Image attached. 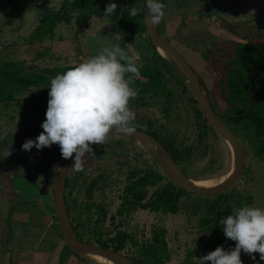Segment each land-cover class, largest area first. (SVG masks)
<instances>
[{
	"label": "rangeland",
	"instance_id": "374dc122",
	"mask_svg": "<svg viewBox=\"0 0 264 264\" xmlns=\"http://www.w3.org/2000/svg\"><path fill=\"white\" fill-rule=\"evenodd\" d=\"M62 2L63 0H34L29 11H34L35 14L41 10L55 11L61 7ZM39 16L40 13L34 17L35 24H32L30 29L26 22L21 21L3 26V29H8L4 32L0 25V67L4 62L13 61H24L27 65L35 64L41 68L74 65L88 58L89 54L82 55L83 51L95 54L103 46L122 42L119 35L111 34L107 17L95 16L91 24L84 29H77L74 25L71 27L63 23L56 30L54 40H47L42 44H31L24 34L29 36L35 25H38ZM2 19L0 18V23ZM7 19L6 17L5 20ZM6 33L8 36L5 35ZM224 34V36L222 34L216 36L195 30L190 34L189 42L201 51L198 54L205 59L204 54L209 49L215 48L217 44L226 46L228 42L236 41L234 38H228L226 32ZM162 36L199 74L201 59L198 56L191 57L169 35L162 34ZM182 40L179 44L184 47L188 42ZM248 40L259 48L264 47V38ZM54 41H57V45ZM131 51L135 54L133 56L138 58L136 50ZM40 52H46L45 56H39ZM152 54L150 53L153 58ZM77 55L80 56L77 57ZM138 61L145 64L144 66L153 64L152 60L148 61L142 56L138 58ZM210 72L212 73L211 70ZM252 76L253 81L256 77L254 74ZM210 80L207 78L208 83L204 88L212 91L216 112L219 115L228 116L230 112L226 110L218 93L213 89L214 78L212 82ZM169 87L173 91L170 100L164 96L148 93L143 100L130 101L131 108L136 113L134 124L144 129L152 127L163 136L174 134L177 142L183 147H193L192 155L184 165L186 174L194 180H213L217 183L233 166L234 158L231 148L226 140L210 126L208 135L200 138L194 113L196 104L190 101V98L194 97L192 91L183 92L182 86L175 82L170 83ZM27 98L28 94L18 97V100L9 104L0 103V142L6 144V151L11 158L12 164L9 171L14 170L24 176L26 172L34 171L33 164H29L32 163L31 161L40 162L46 148L38 150L33 147L30 151H25L22 145L29 139L35 140L43 131L41 125L46 119L45 113L49 99L38 98L29 102ZM239 140L245 153V168L236 185L223 193L225 199L221 201L222 209L226 205H231L234 211L240 196H251L252 203L248 204L249 206L264 208V161L255 156L251 136L239 132ZM7 147H10L11 151ZM91 147L94 156L84 158L83 171L71 169L74 159L69 169V178L72 182L70 202L74 206V214L80 218V225L88 232V238L95 240L96 236H100L103 240L109 241L119 232H125L132 237V240L126 242L122 253L129 257L140 258L143 246L155 245L154 233L165 229L167 248L163 254L164 263L162 264H198L197 259L218 247L206 245V236L209 233H205L200 227L201 219L206 215L207 205L213 203L217 196L198 197L187 193L183 195L180 211L176 215L142 209L130 211L124 209V212L120 214L124 189L129 183L128 177L132 171L141 170V174L151 170L157 171L165 176L162 186L168 183L169 178L135 140L111 135L108 143L94 144ZM53 157L55 161L60 160L61 152L55 153ZM155 190L156 188L149 189V197ZM42 203L48 204L51 208L50 213L47 214L48 225L60 231L54 204L46 200ZM234 247L233 241L229 248L224 247V249L230 250ZM254 255L259 264H264V261L260 260L259 253ZM241 256L249 255L241 252ZM78 258L89 264H99L90 256H78Z\"/></svg>",
	"mask_w": 264,
	"mask_h": 264
},
{
	"label": "trees",
	"instance_id": "16d2710c",
	"mask_svg": "<svg viewBox=\"0 0 264 264\" xmlns=\"http://www.w3.org/2000/svg\"><path fill=\"white\" fill-rule=\"evenodd\" d=\"M34 0H0V15L15 14L16 17L29 10ZM109 3L118 5L114 15L107 17L111 34L122 38L120 45L132 54L133 50L143 59L152 60L153 64L140 68V76L135 78L134 87L139 90L138 97L134 100H143L146 94L164 96L170 100L173 94L169 84L172 82L182 86L183 92L190 91L186 82L173 69L170 63L164 59L151 43L145 27V0H63L61 7L55 11H45L42 14L40 24L31 33L28 41L31 44L44 43L53 40L56 30L61 24L74 25L77 29L89 26L95 16H105V8ZM135 6L138 9L136 16H130L129 8ZM133 47V48H131ZM153 53V58L150 55ZM46 52H40L39 56H45ZM94 55V54H92ZM89 55L88 57L92 56ZM136 57V56H135ZM204 58L207 61L214 77V90L219 99L224 103L226 110L231 113L243 111L253 99L247 110L237 115H220L221 119L235 132L239 138V132H244L252 137L255 156L264 161V55L261 49L251 42H228L225 46L217 44L215 48L209 49ZM74 65H63L55 67H39L32 64L27 65L24 61L4 62L0 67V103L9 104L18 100V97L28 94L27 101L32 102L38 98H49V86L51 78L57 74L67 71ZM255 80L252 81V75ZM190 101L196 104L194 109L196 124L200 131V138L208 135L210 129L206 119L199 109L194 97ZM135 128L154 136L167 151L170 152L175 162L186 174L184 165L192 155L193 147H183L177 142L174 134L163 136L152 127L143 128L135 125ZM46 147L42 160L34 166V171L41 173L47 184H50L48 169L53 157V148ZM187 175V174H186ZM165 179L163 174L151 170L141 174V170H134L128 177V184L124 189L122 214L125 210L142 209L162 214L176 215L180 211V201L187 194L178 188L170 180L162 186ZM71 179H67L66 204L73 228L80 240L97 244L105 248L113 249L122 253L128 240L132 237L119 232L114 238L106 241L100 236L88 238V232L80 225V218L74 214V206L70 202ZM156 188L149 197V189ZM225 194L217 196L216 200L207 205L206 215L201 219L200 227L205 233L208 247L223 246L229 248L233 241L224 235L219 221L233 213V207L226 205L222 209L221 201ZM225 199V198H224ZM252 203L251 196H240L236 207ZM102 211L103 208H101ZM166 230L160 229L154 233L153 244L143 246L142 257H129L135 264H162L163 254L167 248L165 239ZM95 237V236H93ZM66 249L72 252L67 246ZM74 253V252H72ZM75 254V253H74ZM123 254V253H122ZM125 255V254H124ZM78 257L79 255L76 254ZM127 256V255H126ZM85 264H89L83 261Z\"/></svg>",
	"mask_w": 264,
	"mask_h": 264
},
{
	"label": "clouds",
	"instance_id": "9594fccd",
	"mask_svg": "<svg viewBox=\"0 0 264 264\" xmlns=\"http://www.w3.org/2000/svg\"><path fill=\"white\" fill-rule=\"evenodd\" d=\"M117 7L116 3L106 5L105 17L114 15ZM165 8L160 0H145L148 22L153 26L159 24ZM129 14L136 16L138 9L130 7ZM137 59L119 43H114L51 78L46 119L41 125L43 131L35 140H27L22 149L42 150L56 144L62 158L74 156L71 169L83 171L84 158L94 156L91 145L108 143L113 133L134 134L136 113L130 101L139 95L133 86L142 67ZM219 224L225 237L235 242V247L225 250L218 246L197 259L198 264H243L241 252L253 260L254 254L259 253L260 260L264 261V208L243 205Z\"/></svg>",
	"mask_w": 264,
	"mask_h": 264
},
{
	"label": "crops",
	"instance_id": "0c3cea01",
	"mask_svg": "<svg viewBox=\"0 0 264 264\" xmlns=\"http://www.w3.org/2000/svg\"><path fill=\"white\" fill-rule=\"evenodd\" d=\"M209 1L161 0L166 5L165 16L157 24L160 34L169 35L191 57L198 56L201 59L199 74L205 83H208L207 78L211 82L214 78L215 82V77L205 59L198 54L201 51L189 42L190 34L198 30L224 36L223 30L228 25L252 24L264 20V0ZM42 12L39 11L38 22ZM38 14L28 11L19 21L26 22L30 29ZM1 30L4 32L8 29ZM5 35L8 36L7 33ZM26 35L24 37L28 39ZM181 39L188 42L185 48L179 44ZM54 43L57 45V41ZM260 49L264 55V47ZM7 148L11 151L10 147ZM8 155L6 144L0 142V264H85L76 254L66 249L61 232L47 223V214L51 208L42 202L46 200L54 204L50 184L37 171H28L25 176L14 170L9 171L12 163ZM31 162L29 165L33 166L40 163ZM28 186L31 189H27ZM28 193L36 194L37 197L32 201L22 200Z\"/></svg>",
	"mask_w": 264,
	"mask_h": 264
},
{
	"label": "water",
	"instance_id": "95a60500",
	"mask_svg": "<svg viewBox=\"0 0 264 264\" xmlns=\"http://www.w3.org/2000/svg\"><path fill=\"white\" fill-rule=\"evenodd\" d=\"M147 17L148 13L145 9V27L147 36L158 53L170 63L173 69L186 82L187 86L192 91L194 99L208 125L226 140L233 153V169L230 176L222 183L209 188L200 187L195 184L194 179H191L181 170L170 152L167 151V149H165V147L154 136L139 130L138 128H135V132L132 135L124 133H113L112 135L129 138L140 143L141 146L157 162L169 180L186 193L198 197L219 196L234 187L244 172L245 153L241 142L235 132L220 118L218 113L215 111L207 91L201 83L198 73L190 66L181 53L163 38L159 32L158 26H153L148 22ZM223 31L224 33L226 32L228 34V38L230 37L237 40L264 38V20L252 24L228 25ZM252 101L253 99L243 111L237 114H242L245 112ZM237 114L230 112L229 116ZM52 152L53 155L57 152L59 153L60 147L56 145ZM73 159L74 156L70 159L61 158L60 160L55 161L56 159L52 157L51 164L48 169L50 187L53 196L54 208L56 211V219L65 245L72 252L81 257H91L93 255L105 258L112 264H135L128 256L122 253L97 244L82 241L77 236L73 228L66 204V185L68 172ZM56 164L59 166V169L62 170L56 171L54 168ZM33 188L35 189V187ZM27 189L31 188L28 186ZM36 197V194L28 193L22 200L32 201ZM241 259L243 264H259L258 261L256 259L253 260L251 256H241Z\"/></svg>",
	"mask_w": 264,
	"mask_h": 264
},
{
	"label": "flooded vegetation",
	"instance_id": "af4514ba",
	"mask_svg": "<svg viewBox=\"0 0 264 264\" xmlns=\"http://www.w3.org/2000/svg\"><path fill=\"white\" fill-rule=\"evenodd\" d=\"M34 3V2H33ZM32 3V4H33ZM62 5V4H61ZM30 9V8H29ZM29 10H27V11H25V12H22V13H20L17 17H16V15L15 14H6V15H0V18L2 19V18H4V20L2 19V21H1V23H0V25H2V28H4L5 26H7V25H10V24H14L15 22H17V21H19L21 18H22V16L25 14V13H27ZM45 12V11H44ZM44 12H42L41 13V18H42V14L44 13ZM8 18L7 20H5V18ZM12 17V18H11ZM41 18H40V21H41ZM4 21V23L2 24V22ZM6 22V23H5ZM40 24V22L38 23V25ZM38 25H36V27L35 28H37L38 27ZM4 26V27H3ZM34 28V29H35ZM34 29L32 30V32L34 31ZM31 32V33H32ZM31 33L29 34V37H30V35H31ZM162 35V34H161ZM29 39V38H28ZM249 39H251V38H249ZM232 41H235V40H232ZM242 42V43H245V42H250L248 39H236V42ZM29 42V41H28ZM80 52V51H79ZM79 54H81V53H79ZM92 55V53H89V52H87V53H84V51L82 52V55ZM96 54V53H95ZM88 55V56H89ZM80 55H77V57H79ZM209 66V65H208ZM198 73V72H197ZM199 75V74H198ZM200 77V80H201V83L203 84V86H205L206 85V83H205V81L202 79V77L201 76H199ZM214 85H215V82H214ZM206 88V87H205ZM214 89V88H213ZM206 91H207V94H208V96H209V98H210V101H211V103H212V105H213V107H214V101H213V93H212V91L211 90H209V89H207L206 88ZM215 91V90H214ZM198 105V104H197ZM199 107V106H198ZM200 109V108H199ZM214 109H215V107H214ZM215 111H216V109H215ZM219 115V114H218ZM220 116V115H219ZM221 118V117H220ZM149 154V153H148ZM151 156V155H150ZM156 162V161H155ZM72 163V162H71ZM157 163V162H156ZM70 169V168H69ZM68 178H69V172H68ZM150 211V210H149Z\"/></svg>",
	"mask_w": 264,
	"mask_h": 264
},
{
	"label": "bare ground",
	"instance_id": "6f19581e",
	"mask_svg": "<svg viewBox=\"0 0 264 264\" xmlns=\"http://www.w3.org/2000/svg\"><path fill=\"white\" fill-rule=\"evenodd\" d=\"M54 168L56 170L59 168V166L56 164L54 166ZM232 169H233V167L230 169V171L227 173V175L223 176V178H221L219 181H217V183L214 182L213 180H194L195 184L197 186L206 187V188L216 186V185L222 183L223 181H225L230 176ZM90 258L99 264H112L110 261L106 260L105 258L99 257V256H93L92 255Z\"/></svg>",
	"mask_w": 264,
	"mask_h": 264
}]
</instances>
